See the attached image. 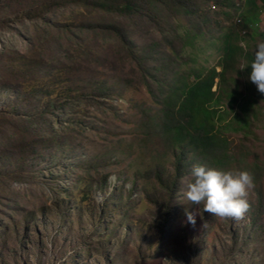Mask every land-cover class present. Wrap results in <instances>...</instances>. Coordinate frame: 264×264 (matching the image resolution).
I'll return each instance as SVG.
<instances>
[{"label": "rangeland", "instance_id": "obj_1", "mask_svg": "<svg viewBox=\"0 0 264 264\" xmlns=\"http://www.w3.org/2000/svg\"><path fill=\"white\" fill-rule=\"evenodd\" d=\"M43 1L0 0V264H264V94L250 80L264 10L256 29L239 35L250 58L228 73L236 81L223 83L239 91L234 107L223 94L227 153L216 162L191 151L171 192L176 150L160 127L162 90L106 27L119 25L136 49L158 44L169 70L158 78L169 82L176 71L192 80L195 70L220 63L224 34L240 29L245 7H236L245 0L227 8L194 0L202 10L195 14L173 0H145L132 16L86 0L61 3L49 14L56 26L21 16ZM43 89L50 95H35ZM51 103L66 104L52 128L41 117ZM197 164L253 175L243 219L215 217L185 198Z\"/></svg>", "mask_w": 264, "mask_h": 264}, {"label": "trees", "instance_id": "obj_2", "mask_svg": "<svg viewBox=\"0 0 264 264\" xmlns=\"http://www.w3.org/2000/svg\"><path fill=\"white\" fill-rule=\"evenodd\" d=\"M9 1V0H8ZM21 1V0H19ZM83 3V0H55L51 5L50 0H45L38 4V12L27 11L26 8L22 10L21 16L30 19H37V23L42 25H54L53 19L49 16L53 12V8L60 6L61 3ZM156 1V0H148ZM180 7L184 9L187 14H195L198 11L201 13L202 10L196 9L194 0H173ZM261 5L258 4L257 0H245L244 5L236 7L237 11L240 8L245 10L241 13L238 23L240 29L238 32H229L224 34L223 45L219 49L223 51L221 55V61L217 66L211 67L207 71L193 72L194 78L192 80L179 79V73L174 72L172 80L164 81L162 78H158L157 73L162 71L163 74L169 73L168 64L166 65V57L160 56L159 45L157 44L154 50L152 47L136 49L133 42L130 41L124 32L119 28L117 24H109L106 27L110 32L117 35L118 38L129 47L130 58L138 64L140 70L145 76H148L158 82L159 88L162 90L159 96H161L162 108V124L161 128L167 134L170 143L174 146L176 152V160L174 166V173L172 174V181L169 184V191L173 192L179 189L181 179L185 176L187 167L189 166L188 154L191 151L201 153L204 157L215 160L216 162L222 161L224 155L227 153V143L224 138L222 131V120L224 119V111L221 107L223 106V94L230 98L229 105L234 107L237 103L239 94L238 88L225 89L223 83L228 80L236 81L235 76H230L229 72L239 71L236 69L237 62L242 57L250 58V53L245 52L244 48L238 42L239 35L242 34V30L246 29L247 32L256 29L258 23L259 14L258 10H264V0H260ZM228 0H223L218 3L219 6L233 7L227 3ZM145 0H86V4L100 9L106 12H114L123 16H132L143 13L145 9ZM12 2L9 6L4 4L5 8H11ZM27 11V12H26ZM37 13V14H36ZM227 13V11H225ZM229 14V13H227ZM240 16V15H239ZM210 14L203 15V21H210ZM68 29V25H64ZM238 33V34H237ZM198 33H196L197 35ZM233 36H236L233 38ZM174 60V59H173ZM173 62V61H172ZM150 63H153L151 66ZM156 64V65H155ZM218 66L222 69L218 71ZM178 76L179 80L177 79ZM219 78L217 84V90H214L216 85V79ZM180 81V84H177ZM150 86V84H149ZM166 87V89L162 88ZM221 91L220 95H217L218 91ZM228 91V92H227ZM46 90H38L35 92L41 96L50 95L45 93ZM24 96H30L34 92H24ZM66 104L51 103L45 109L41 111V117L45 120V123L53 126V121H62V113L65 110ZM26 116H31L30 112L25 111ZM28 113V114H27ZM51 116V118H49ZM161 177V174H159ZM253 211V210H252ZM253 220L257 221L256 213L251 212Z\"/></svg>", "mask_w": 264, "mask_h": 264}, {"label": "clouds", "instance_id": "obj_3", "mask_svg": "<svg viewBox=\"0 0 264 264\" xmlns=\"http://www.w3.org/2000/svg\"><path fill=\"white\" fill-rule=\"evenodd\" d=\"M247 51V46L241 44ZM246 68L241 66V69ZM250 80L264 94V42L257 44L255 59L251 63ZM191 175L193 181L187 185L185 198L193 205L203 203V211L221 219H243L251 205L247 199L250 189L254 188V177L248 171H224L206 165H195ZM187 222L195 225L196 214L185 209Z\"/></svg>", "mask_w": 264, "mask_h": 264}]
</instances>
